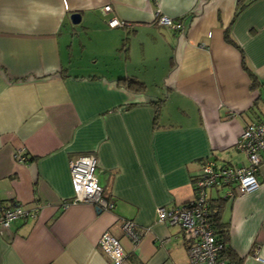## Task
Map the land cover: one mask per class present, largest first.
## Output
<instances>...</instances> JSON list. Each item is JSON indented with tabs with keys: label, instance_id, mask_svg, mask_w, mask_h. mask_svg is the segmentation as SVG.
Returning <instances> with one entry per match:
<instances>
[{
	"label": "crops",
	"instance_id": "obj_1",
	"mask_svg": "<svg viewBox=\"0 0 264 264\" xmlns=\"http://www.w3.org/2000/svg\"><path fill=\"white\" fill-rule=\"evenodd\" d=\"M104 5L126 26L107 28ZM126 77L145 88L128 89ZM259 119L264 0H0V201L38 209L0 233V264H105L104 232L120 241L124 264H186L179 228L157 222L156 210L192 200L206 159L245 166L233 147ZM16 150L36 158L17 162ZM82 155L96 158L111 208L71 202L69 162ZM261 158L254 192H208L238 264H264ZM122 220L140 230L137 242Z\"/></svg>",
	"mask_w": 264,
	"mask_h": 264
},
{
	"label": "built area",
	"instance_id": "obj_2",
	"mask_svg": "<svg viewBox=\"0 0 264 264\" xmlns=\"http://www.w3.org/2000/svg\"><path fill=\"white\" fill-rule=\"evenodd\" d=\"M105 17V25L109 29L122 28L126 23L116 18L109 5L99 9ZM156 23L173 30L179 24L170 18L156 14ZM233 147L244 153L247 164L245 166L221 165L217 166L214 160L206 159L200 164V173L194 181V196L186 204L172 208L160 207L156 210V220L169 226H176L185 243L187 255L186 264H236L225 258L223 253L225 244L216 234L213 218L209 208V194L211 189H223L221 198L233 197L234 191L252 193L260 187L258 171L262 164L261 154L264 152V119L249 122L243 128ZM13 158L17 162H24L25 156L16 150ZM97 161L92 155H82L70 160L69 172L73 192L71 202H85L94 204L98 209H109L112 204L102 195V188L96 179ZM38 209H26L17 205L7 207L0 205V233L8 230L13 222L19 219L35 218ZM120 231L135 243L141 232L133 222L122 220ZM98 246L109 260L105 264H124L123 247L118 239L104 232L98 239ZM250 256L256 262H262L257 248L253 247Z\"/></svg>",
	"mask_w": 264,
	"mask_h": 264
},
{
	"label": "trees",
	"instance_id": "obj_3",
	"mask_svg": "<svg viewBox=\"0 0 264 264\" xmlns=\"http://www.w3.org/2000/svg\"><path fill=\"white\" fill-rule=\"evenodd\" d=\"M225 39H226L227 42H231L229 40V38H228V35H226V34H225ZM127 45H128V40L126 38L122 42V47H121V49H124L125 52H127ZM241 64L243 65L244 70L247 72V74H248L247 76H249V78H250V86H251V88H253L254 86L258 85L259 82L257 81L256 77L247 69V67L245 66V64H243V63H241ZM119 81L120 82L123 81L124 84L126 82V85H127L128 89L133 90V91H136V92L142 91L145 88L144 87V84L142 82H139V81H137V80H135L133 78H129V77L121 78ZM161 102H162L161 100H157V101L152 102V104L155 107L154 125L156 124V121H157V117H158L157 114H159L158 112H159V107H160V103ZM35 158L36 157H26V155H25V161L24 162L33 161V160H35ZM2 204L4 206H7V207H13V206H17L18 205L17 203H15L13 201H11V204L10 205L6 204L3 201H0V205H2ZM218 213L219 212L216 211L213 215L211 214V216L213 218V221L212 222H214V227H215V230L217 232L216 234H218L220 236V238H222V241L225 244L224 245L225 246V249H224L223 253L225 255V258H229V259L232 258L230 260L232 262L238 264L239 261H236L235 262V258L233 256V253L230 251V248H228L226 246V242H227V234L226 233H228V232H227V230L222 229L223 223L222 224H219V222H218L219 221Z\"/></svg>",
	"mask_w": 264,
	"mask_h": 264
},
{
	"label": "water",
	"instance_id": "obj_4",
	"mask_svg": "<svg viewBox=\"0 0 264 264\" xmlns=\"http://www.w3.org/2000/svg\"><path fill=\"white\" fill-rule=\"evenodd\" d=\"M72 24H77L80 21V15L78 13H74L70 16Z\"/></svg>",
	"mask_w": 264,
	"mask_h": 264
}]
</instances>
